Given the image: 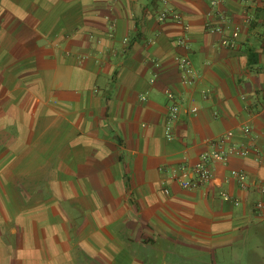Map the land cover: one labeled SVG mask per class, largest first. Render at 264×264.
Segmentation results:
<instances>
[{"label":"crops","instance_id":"crops-1","mask_svg":"<svg viewBox=\"0 0 264 264\" xmlns=\"http://www.w3.org/2000/svg\"><path fill=\"white\" fill-rule=\"evenodd\" d=\"M163 7L0 0V264H264V0H221L223 33L209 0ZM226 131L245 155L195 189L170 178Z\"/></svg>","mask_w":264,"mask_h":264},{"label":"built area","instance_id":"built-area-1","mask_svg":"<svg viewBox=\"0 0 264 264\" xmlns=\"http://www.w3.org/2000/svg\"><path fill=\"white\" fill-rule=\"evenodd\" d=\"M164 3L163 9L159 12V19L163 20L168 15H171L175 20H180V15L167 7V0H162ZM221 0H209L210 11L207 14L206 21L204 23L205 29L211 32H225L228 27V18L227 16L218 9ZM237 27H234L232 30V36H235ZM177 42L181 45L186 46L185 39L179 37ZM224 44L228 47H233L234 42L232 39H224ZM176 66L180 72L181 82L183 84H194L198 79V72L192 65L191 60L186 55H178L175 58ZM205 96V94H203ZM170 103L166 108V115L163 124V135L167 140L173 139V126L177 121L181 113V104L179 101L175 100L173 95H170ZM142 99L145 100V96H142ZM197 106L192 105L190 107L191 113L197 112ZM242 132L248 134L250 128L247 125L241 126ZM231 138V132L226 131L219 138L209 141L211 150L201 152L198 155V160L192 165H186L185 163H179L173 168L170 169V178L176 181L182 188L185 189H195L198 188L201 184L209 182L213 177V164L216 162L225 163L229 156L236 155L242 156L247 153V148L239 145L233 146L228 144V140ZM231 174L238 178L240 185L244 187L246 185L244 181V173L238 170H231ZM260 199L256 202L255 208L258 209L261 207V200L264 198V187H259ZM234 203L237 204L238 201L234 200Z\"/></svg>","mask_w":264,"mask_h":264}]
</instances>
